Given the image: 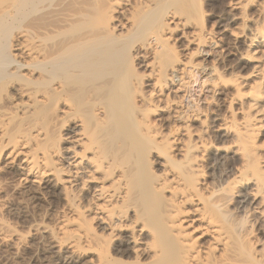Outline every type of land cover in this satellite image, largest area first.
Returning a JSON list of instances; mask_svg holds the SVG:
<instances>
[{"label":"bare ground","instance_id":"obj_1","mask_svg":"<svg viewBox=\"0 0 264 264\" xmlns=\"http://www.w3.org/2000/svg\"><path fill=\"white\" fill-rule=\"evenodd\" d=\"M178 1L0 0V182L34 202L59 200L54 231L39 224L30 230L46 235L49 248L67 247L74 264H243L231 228L241 208L233 196L239 185L250 189L246 213L257 215L251 221L264 233L256 145L264 129V8L262 25L250 30L254 63L240 78L246 88L237 90V139L214 148L217 158L239 157L235 176L204 163L210 143L202 120L193 142L178 146L183 166L155 154L156 106L131 103L142 84L149 102L165 100V89L188 98L190 75L180 68L171 74L172 60L162 58L159 45L174 35ZM227 7L240 9V0ZM178 103H165L167 118L185 110ZM216 131L229 135L228 121ZM44 136L52 141L45 149L38 144ZM23 242L0 223V244L16 251Z\"/></svg>","mask_w":264,"mask_h":264},{"label":"rangeland","instance_id":"obj_2","mask_svg":"<svg viewBox=\"0 0 264 264\" xmlns=\"http://www.w3.org/2000/svg\"><path fill=\"white\" fill-rule=\"evenodd\" d=\"M227 1L179 0L178 8L176 7L178 14H176L173 38L167 36V40H163V42L159 40L162 44L158 41L163 51L161 52L162 58L172 60L171 74H179L180 68L183 69L182 73L185 70V74L190 75H186L191 77L188 83L190 93L187 97L189 99L187 98L186 101L183 100V97L178 99L177 95L169 94L165 89L162 95L165 94L166 101L162 99V101L156 102L155 99L153 102H149L146 99L147 91L150 88L142 84L140 92L133 94L131 103H133V108H139V110L145 109V107L150 108L153 104L156 106L157 111L151 115V120L155 124L157 123L159 135L156 138L158 145L152 150L166 160L170 156L173 159V165L177 168L185 164V159L179 156L177 151L178 146L193 142L195 135L202 131L200 125L202 120L201 123L206 130L204 139L210 143L204 163L206 164V160L210 164L218 163L222 172H229L228 175L232 177L235 176L232 167L239 165V157L235 154L225 153L217 158L214 148L219 145L229 146L237 139L238 123L241 120L237 90L246 88L240 85V78L251 71L254 63L250 58V30L262 25L263 18L260 9L264 8V0H240V9L227 7ZM241 31H243L242 34ZM235 34H239L241 37L235 39L233 36ZM191 37L197 38V40L192 41ZM199 38L210 39L212 44L199 46ZM161 56L158 54V59L163 60ZM136 69L135 72H141ZM146 73H142L146 76L143 78L144 83L151 79ZM166 86L168 89V85ZM7 95H9L8 92ZM178 101L186 106L185 110L178 108L180 110H176L179 113L173 115L175 118L171 116L167 118L164 110L165 103L169 102L172 105L171 108L180 105ZM2 103L3 99L0 97V106ZM186 103L191 104H187V107ZM128 112L131 114V111ZM186 114H188L187 126L184 127L185 124L180 125L183 121L180 116L186 117ZM223 119L230 125L231 132L227 136L216 131ZM51 143L52 141L47 136L38 140L39 146L44 149ZM256 145L259 147L257 157L261 162L259 167L263 173L262 182L264 183V129L258 133ZM50 165L55 168L60 167L59 162L54 159L50 160ZM204 171L210 172L206 168ZM214 172L208 173V177L218 176V172ZM206 176L207 174H204L203 178L205 179ZM0 181L3 183V179ZM211 182L209 179L207 184L212 186ZM1 186L2 184L0 185V223L21 234L24 237V242L16 251H11L8 246L0 244V264H74L77 260L73 254L69 253L67 247H62L60 250L49 248L47 246L49 239L46 235L30 230L33 225L38 224L48 227L49 231L54 229L56 220L62 212L59 200L55 198L53 203H47L43 199L34 202L27 196L22 197L18 193L11 192L8 187ZM249 190L246 189V185H239L233 193L241 208L238 218L233 221L231 228L234 229L235 241L238 243V252L243 264H264V233L257 231V223L251 221V218L257 217V215L249 216V212L246 213L248 210L246 203L243 202L245 201L244 196ZM263 196L264 188L260 189L257 195L258 200L262 199L261 203L264 208ZM36 251L38 254L35 256L36 262H34L31 259Z\"/></svg>","mask_w":264,"mask_h":264}]
</instances>
